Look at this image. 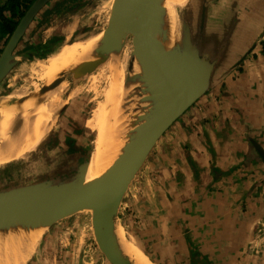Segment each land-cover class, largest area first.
I'll return each instance as SVG.
<instances>
[{"label":"crops","instance_id":"obj_1","mask_svg":"<svg viewBox=\"0 0 264 264\" xmlns=\"http://www.w3.org/2000/svg\"><path fill=\"white\" fill-rule=\"evenodd\" d=\"M68 1L49 0L33 21H56L44 32L59 31L69 16H59V3ZM203 8L191 32L219 62L181 124L184 149L170 145L169 188H155L177 243L169 254L181 257L183 245V264H264V0H205Z\"/></svg>","mask_w":264,"mask_h":264},{"label":"water","instance_id":"obj_2","mask_svg":"<svg viewBox=\"0 0 264 264\" xmlns=\"http://www.w3.org/2000/svg\"><path fill=\"white\" fill-rule=\"evenodd\" d=\"M48 1H34L1 50L0 86L19 63V57L23 61L34 57L31 54L24 57L26 53L16 50ZM167 2L113 0L107 26L97 47L88 57L67 70L62 69L39 89L50 92L58 88L67 73L73 76L88 73L111 55H118L122 49L117 46L122 42L124 45L129 39L132 46L130 62L135 53L136 63L151 85L144 100L147 109L136 117L134 130L127 135L119 154L99 175L87 179L88 159L68 177L32 180L1 188L0 236L14 226L23 229L29 224H48L50 227L88 211L94 240L107 262L133 264L131 257L123 251L117 233L122 199L163 135L210 90L219 62L218 58H210L209 51L203 49L201 42L192 35L193 12L185 9L184 16L176 21L177 37L167 34L170 23ZM204 3L205 0H199L197 6L198 23L203 21L199 17ZM63 108L64 105L57 110V115ZM256 151L263 157L259 147Z\"/></svg>","mask_w":264,"mask_h":264},{"label":"rangeland","instance_id":"obj_3","mask_svg":"<svg viewBox=\"0 0 264 264\" xmlns=\"http://www.w3.org/2000/svg\"><path fill=\"white\" fill-rule=\"evenodd\" d=\"M112 2L113 0H69L68 3H59V16L69 15L66 21H59V31L52 32L53 29H50L44 32L56 21H33L16 51L22 50L25 53V49H28L27 52L34 54L46 53L48 50H53L58 42L60 44L66 41L67 37L76 39L103 32L108 23ZM198 3L199 0H192L184 6L181 3V8L177 10L178 13H175L176 21L179 22V17L184 16L186 7H194V12H196ZM194 12L193 17L194 14L197 15ZM75 18L78 21H76L75 29H72ZM70 29L73 31L71 34L68 32ZM48 35L51 39L50 44L45 43L39 47ZM54 36L57 37L54 38ZM3 42V40L0 42V51L3 49ZM122 43L117 46L119 49L123 47ZM125 44L118 55H111L105 62L88 73L79 76L67 73L64 76L63 91L59 89L63 100L61 107L64 105V108L59 115L56 113L52 117L49 125L45 127L47 130H43L42 138L32 144L29 142L27 146H23L24 148L21 147L12 152L0 146V189L32 180L68 177L75 173L79 163L89 159L98 143V120L107 83L116 72V67L121 61L120 57H125L127 64L131 59V43L128 40ZM23 56L27 57L28 54ZM22 63L23 60L19 57V63L0 86V95L12 90L15 93L16 90L21 89H28L29 94L40 91L43 82L34 78L19 79L18 68ZM14 76V85L11 87V80ZM203 98L185 112L159 140L130 184L119 208L117 228L122 230L125 237L132 236L155 264H183L188 258L184 257L183 245L180 249L181 257L169 254L174 251L169 249V243L174 248L177 243L174 241V235L170 233L172 221L162 212L165 210L167 214V204L160 201L155 188L157 187L164 193L166 190L162 189L169 188L168 158L173 155L170 145L174 144L184 149L182 146L184 128L181 124L184 122L185 115L189 114L190 110ZM126 113L127 116L131 114L129 117L131 121L134 116L133 111L130 109ZM28 118L30 115L24 116V120ZM0 121V139L5 140L6 136L16 131L4 119L3 110ZM49 139L53 142H47ZM210 154L214 157L211 150ZM176 174H179L178 171ZM153 211L156 212L160 221L155 220ZM90 219V212L84 211L47 228L42 235H39V240L32 245L25 264H109L96 245ZM156 222L160 224L158 227L155 225ZM181 238H184L182 232ZM191 253L194 251L189 249L188 255Z\"/></svg>","mask_w":264,"mask_h":264},{"label":"bare ground","instance_id":"obj_4","mask_svg":"<svg viewBox=\"0 0 264 264\" xmlns=\"http://www.w3.org/2000/svg\"><path fill=\"white\" fill-rule=\"evenodd\" d=\"M167 1V9L169 10L167 17L170 22L167 34L170 37H177L178 26L175 12L181 8V2L180 0ZM73 21L75 24H72V29H75L78 20L75 18ZM68 32L71 34L73 31L70 29ZM101 37L102 31L76 39L67 37L66 41L56 44L53 50L45 56L25 59L18 68V77L26 80L34 78L43 84L50 82L62 69L67 70L75 63L88 57L97 47ZM125 45L122 43L123 47ZM120 58L122 62H119L116 72L109 79L102 99V109L98 120L99 136L97 137L99 138H97L98 143L88 160L87 179H93L99 175L110 161L119 154L127 135H130L134 130L133 124L136 117L148 106L144 100L151 85L136 63V54H133L129 64H127L125 57L121 56ZM14 78L15 76L11 80V87H13ZM63 84L50 92L44 89L38 93L29 94L28 89L25 92L16 90L15 93L12 90V93L7 92V94L0 96V120L3 110L4 119L16 131L6 136L5 140L0 139L1 148L11 152L16 151L27 143L32 144L43 137V131L40 133L42 124L34 128L33 131L31 129L36 122L43 120L45 115H47L45 117L49 119V122L52 120V117L61 107L62 100L59 101V97H55V94L59 89L62 90ZM128 108L134 113L131 121L129 118L131 114L127 116L126 113L129 111ZM26 115H30V118L24 120ZM30 131L31 133H29ZM47 228H49L48 224L42 226L29 224L23 229L14 226L5 231L0 236V264H25V260L32 250V245L39 240V235H42ZM117 233L123 251L131 257L133 264H155L132 236L125 237L120 228H117Z\"/></svg>","mask_w":264,"mask_h":264},{"label":"trees","instance_id":"obj_5","mask_svg":"<svg viewBox=\"0 0 264 264\" xmlns=\"http://www.w3.org/2000/svg\"><path fill=\"white\" fill-rule=\"evenodd\" d=\"M34 1L36 0H0V42L2 40L4 41L3 47L11 36L14 29L16 28L19 21L21 20V18L27 11V9L34 3ZM56 37L57 36H54V38ZM50 42L51 40L46 44H50ZM42 46V44L39 45V47ZM27 50L25 49V53L32 54L33 56H45L48 52L52 51L51 49L48 50L46 53L34 54L30 51L27 52Z\"/></svg>","mask_w":264,"mask_h":264},{"label":"flooded vegetation","instance_id":"obj_6","mask_svg":"<svg viewBox=\"0 0 264 264\" xmlns=\"http://www.w3.org/2000/svg\"><path fill=\"white\" fill-rule=\"evenodd\" d=\"M182 5L184 6V4L182 3ZM73 8H75V7H73ZM14 85V84H13ZM21 91L22 92H25V90H23V89H21ZM63 91V90H62ZM12 93V92H11ZM1 95H4V94H1ZM0 95V96H1ZM55 97H59V101L60 100H62V94H61V92H57L56 94H55ZM62 102H63V100H62ZM45 116H47V115H45ZM44 116V118H43V121H38V122H36L35 124H34V126H33V128L31 129V131H33L34 130V128H36V127H38L39 125H43L42 126V129H41V131H40V133H42V131L44 130V129H46L45 127H47V124L49 123V119L47 118V117H45ZM31 131L29 132V133H31ZM40 135V134H39ZM47 142H53V140H51V139H49ZM78 159V158H77ZM188 159V158H187ZM189 162H190V160H189ZM81 163H83V162H81ZM81 163H79L78 165H77V167L81 164ZM191 163V162H190ZM76 167V168H77ZM76 170V169H75ZM75 172V171H74ZM145 250V249H144ZM145 252V251H144Z\"/></svg>","mask_w":264,"mask_h":264}]
</instances>
